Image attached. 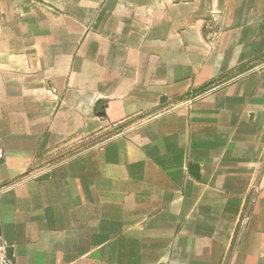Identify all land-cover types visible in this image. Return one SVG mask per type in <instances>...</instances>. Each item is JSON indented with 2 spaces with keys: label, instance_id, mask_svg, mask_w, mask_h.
<instances>
[{
  "label": "crops",
  "instance_id": "1",
  "mask_svg": "<svg viewBox=\"0 0 264 264\" xmlns=\"http://www.w3.org/2000/svg\"><path fill=\"white\" fill-rule=\"evenodd\" d=\"M0 149L14 264H264V0H0Z\"/></svg>",
  "mask_w": 264,
  "mask_h": 264
},
{
  "label": "built area",
  "instance_id": "2",
  "mask_svg": "<svg viewBox=\"0 0 264 264\" xmlns=\"http://www.w3.org/2000/svg\"><path fill=\"white\" fill-rule=\"evenodd\" d=\"M118 134H120V133H118ZM4 155H5L4 150L0 149V157H4ZM38 175H40L39 172H31L28 175H25L16 181L2 184V185H0V193L4 192L6 190H9L10 188L22 183V181H26L29 179L36 178ZM8 249H9V246H8L7 242L3 239H0V264H14L11 256L9 255Z\"/></svg>",
  "mask_w": 264,
  "mask_h": 264
},
{
  "label": "water",
  "instance_id": "3",
  "mask_svg": "<svg viewBox=\"0 0 264 264\" xmlns=\"http://www.w3.org/2000/svg\"><path fill=\"white\" fill-rule=\"evenodd\" d=\"M199 167H198V164H196V163H192V164H190V169H192V171H193V173L197 176V177H199V171H200V169H198Z\"/></svg>",
  "mask_w": 264,
  "mask_h": 264
}]
</instances>
